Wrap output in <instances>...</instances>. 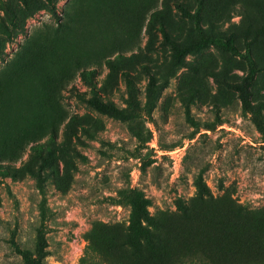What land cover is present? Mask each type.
<instances>
[{"label":"rangeland","instance_id":"obj_1","mask_svg":"<svg viewBox=\"0 0 264 264\" xmlns=\"http://www.w3.org/2000/svg\"><path fill=\"white\" fill-rule=\"evenodd\" d=\"M229 34L241 54L195 44ZM92 87L118 112L76 95ZM141 195L162 222L143 246ZM178 250L264 264V0H0V264Z\"/></svg>","mask_w":264,"mask_h":264},{"label":"trees","instance_id":"obj_2","mask_svg":"<svg viewBox=\"0 0 264 264\" xmlns=\"http://www.w3.org/2000/svg\"><path fill=\"white\" fill-rule=\"evenodd\" d=\"M183 8V7H182ZM184 9V8H183ZM197 47H202L208 44H213L216 46H224L228 50H230L233 53L241 54V50L236 45L235 39L232 34L224 35V36H209L207 39H205L203 42H196L195 43ZM247 55L250 58L251 61V69H250V76L247 79L245 84L238 83L236 84V88L240 91V95L244 101L245 104H249V86L251 85L253 74L257 70V67L254 63L253 58L250 55L249 50H247ZM130 81V78H127ZM168 78H166L161 84H158L154 76H151L149 80V89L151 92L155 91L157 88H163L168 84ZM76 95L78 98L86 101L91 106L105 112L109 113H117L118 109L110 104L109 102L99 98L97 95V90L95 87H92V95L87 96L86 94L77 91ZM197 187L198 192L201 195H204L207 193V188L202 180L197 181ZM209 192V191H208ZM151 204V199L145 196L139 197L138 204L135 211V217L134 221L132 222L134 225L130 227L131 235H133L134 238H136L137 244L139 246H143L145 240H150L154 238H158L161 235V220L156 216V214L150 213L148 210V206ZM188 211V206H187ZM200 227L198 226L196 228V234L195 236H199L198 232H200ZM45 240L43 237H41L40 245L38 248L39 254L45 253ZM193 253V252H192ZM191 253V254H192ZM183 252L178 250L176 252L175 258L171 262V264H179L181 258H182ZM192 255H198V254H192ZM196 257V256H195ZM235 262L229 261V264H233ZM32 264H42V262L38 260H33Z\"/></svg>","mask_w":264,"mask_h":264}]
</instances>
